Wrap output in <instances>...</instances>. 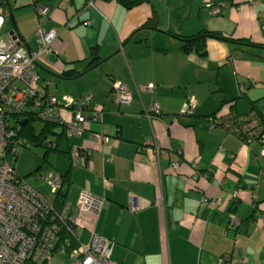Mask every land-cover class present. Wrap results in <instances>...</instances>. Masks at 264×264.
Returning <instances> with one entry per match:
<instances>
[{
    "label": "crops",
    "instance_id": "0c3cea01",
    "mask_svg": "<svg viewBox=\"0 0 264 264\" xmlns=\"http://www.w3.org/2000/svg\"><path fill=\"white\" fill-rule=\"evenodd\" d=\"M36 2L50 9L46 19L35 0L0 5L9 37L18 32L28 52L39 49L40 25L56 33L37 61L41 95L81 102L93 115L82 135L60 142L87 152L80 165L57 154L52 170L70 172L72 218L81 191L103 199L96 233L114 245L108 264H264V144L234 131L254 110L264 117V52L213 37L183 42L207 32L264 45V0H153L133 9L115 0ZM153 15L156 28L145 27ZM96 47L101 62L88 69ZM67 69L82 75L65 80ZM116 84L129 104L113 97ZM60 114L73 118L71 108Z\"/></svg>",
    "mask_w": 264,
    "mask_h": 264
},
{
    "label": "built area",
    "instance_id": "2783aa9c",
    "mask_svg": "<svg viewBox=\"0 0 264 264\" xmlns=\"http://www.w3.org/2000/svg\"><path fill=\"white\" fill-rule=\"evenodd\" d=\"M36 12L42 19L50 15V9L41 5L36 6ZM218 12L219 9L215 13ZM8 17V11L0 7V264H26L32 259L55 263L54 259L58 255H54L53 248L59 238L57 225L53 224L54 205L47 202L25 180L18 178L9 158L18 156L20 146L26 144L17 136L22 123L26 121L22 119L24 112L29 111L40 120L65 126L69 138L85 132L90 114L83 111L81 102L77 108V102L73 99L60 102L54 96L44 97L39 94L37 61L41 55L52 51L56 33H48L40 25L35 34L39 49L36 53H30L18 38H3ZM115 91L120 103H130L124 86L116 84ZM190 107L194 109L193 101ZM62 108H73V118L68 124L60 114ZM95 113L97 117L99 112ZM17 118L18 123L15 120ZM92 138L105 141L99 134H92ZM54 146L53 142L49 144V148ZM72 160L75 167L82 161L76 149L73 150ZM44 180L54 194L63 189L62 176L58 173H49ZM233 195L237 196V193L233 192ZM103 206V199L81 191L76 217L69 215L68 205L59 213L60 219L69 224L75 236L89 234V242L86 244L79 238L80 246L71 253L68 264H108L111 260L113 243L96 233ZM234 222L239 224L237 219ZM58 252L59 255L66 254L63 249ZM216 264H226V260H219Z\"/></svg>",
    "mask_w": 264,
    "mask_h": 264
},
{
    "label": "trees",
    "instance_id": "16d2710c",
    "mask_svg": "<svg viewBox=\"0 0 264 264\" xmlns=\"http://www.w3.org/2000/svg\"><path fill=\"white\" fill-rule=\"evenodd\" d=\"M108 1H114V0H108ZM117 3H120L124 5L127 9H133L138 6H141L143 4H152L153 0H115ZM37 2L35 0V6ZM0 7H5L4 4H1ZM154 18H150V21L147 22L145 27H152V29L156 28L157 26V16L153 15ZM178 37V36H177ZM206 37H213L218 40L226 41L227 43L231 44L232 46H235L237 49H246L251 55H253V52L257 51H263L264 52V45L256 44L250 40H236L229 36H224L221 33H202L198 34L193 37H189L186 40H183L184 44L187 42H199L202 39H205ZM99 47L93 48L91 50V56L92 60L90 62V65L87 67L90 69L91 67H94L95 65L99 64L101 62L100 54H99ZM82 75L81 72H78L74 69H67L63 72L62 76L65 80H72L80 77ZM253 104V103H252ZM253 106V105H252ZM78 108V106H77ZM73 109V108H71ZM83 111L87 112L84 107H82ZM255 109V108H254ZM253 111V110H252ZM89 113V112H88ZM90 114V113H89ZM38 115V114H37ZM194 114H191L193 116ZM251 117L249 119H246L244 122H242L237 128H235V132L240 136V138L244 139L245 141H258L262 144H264L263 141V135H264V117L259 114L256 110L251 113ZM89 120L93 119V115H89ZM213 117V116H212ZM210 118H202V119H211ZM22 119L27 121V123L22 127L21 131L17 135L18 138H22L25 141V146L27 149L32 146L36 147H42L45 149V153L43 154L42 161L43 163L49 162V157L52 154H67L70 156V168H75L72 160V153L73 151L66 152V150H63L60 147V142L62 137L66 136V130L62 127L63 125L59 123H52L44 121V125L42 129L38 132L36 130V127L34 125V122L37 121L39 118L34 113L24 112ZM18 123L19 118L15 119ZM61 125V126H60ZM53 140V141H51ZM53 142L55 143V146L53 148H49V144ZM29 145V146H28ZM21 151V149H20ZM19 151V153H20ZM75 151V149H74ZM80 155H84L87 152H82L78 149H76ZM9 154V152H8ZM17 155H15L14 162L16 161ZM87 159V157H85ZM50 163V162H49ZM78 167V166H76ZM41 169V168H40ZM38 171V170H36ZM50 173H58L56 171L50 172ZM61 175V174H60ZM18 176V175H17ZM62 183H63V189L59 190L57 193H55L54 196V220L53 224L57 225V231H58V238L57 241H55V246L53 253L54 255H58L55 257L54 261L55 263H49L48 261H36V260H29L26 262V264H68L64 263L65 260L67 262L70 261V255L73 251L77 250L80 246L79 238L74 235V233L71 232V229H69V224H66L60 219L59 213L63 210V208L68 203V193L70 188V172L62 174ZM19 179H23L20 176H18ZM51 221V220H50ZM49 221V222H50ZM52 223V221H51ZM49 223V224H51ZM63 249L65 251V255H59L58 250Z\"/></svg>",
    "mask_w": 264,
    "mask_h": 264
},
{
    "label": "rangeland",
    "instance_id": "374dc122",
    "mask_svg": "<svg viewBox=\"0 0 264 264\" xmlns=\"http://www.w3.org/2000/svg\"><path fill=\"white\" fill-rule=\"evenodd\" d=\"M4 1V0H0V3ZM11 4H13V2H15V0H9ZM12 21L8 20L6 27L4 28V32H3V38L5 40L9 39L8 37L10 36V29L12 27ZM8 31V32H5ZM44 81L41 80V84ZM61 85V83H59L57 81V83H53L50 86V93L54 94L57 93V87H59ZM189 87V86H188ZM44 87L41 86L40 88V92L39 94L41 95V93H45V90L43 89ZM195 88V86H190L189 90H193ZM116 94H113V97H115L117 99V92L115 91ZM216 95V94H215ZM191 97V96H190ZM216 98V97H215ZM190 100L192 99L189 98ZM217 99H220L219 97H217ZM60 102H63L62 100ZM243 103V102H242ZM65 123H69V122H65ZM34 125L36 127V130L39 132L43 125H44V121L38 119L37 121L34 122ZM66 134V133H65ZM67 136V134H66ZM53 141V140H51ZM63 150H65L67 148L66 145L67 142L66 140L63 141ZM29 146V145H28ZM20 153H18V156L16 157V162H14V157H10V165L11 167L15 170L16 174L18 176H20L21 178H23V180H25L30 187H32L36 192L40 191L42 193V197L49 203H53L54 201V196L55 194L52 192L51 187L48 186L47 182L44 180V178L49 174L50 171H52V169L55 166V159H62V156L60 155H54L52 154L49 158V162H45L43 163L42 161V157L43 154L45 153V149L42 147H36V146H32L27 149L24 146H20ZM68 167V166H67ZM41 168V169H40ZM38 170V171H36ZM66 168L65 170H63V172H66ZM60 174V173H58ZM84 243L87 242V240H82ZM64 263H69L67 262V260H65Z\"/></svg>",
    "mask_w": 264,
    "mask_h": 264
},
{
    "label": "water",
    "instance_id": "95a60500",
    "mask_svg": "<svg viewBox=\"0 0 264 264\" xmlns=\"http://www.w3.org/2000/svg\"><path fill=\"white\" fill-rule=\"evenodd\" d=\"M16 34V35H15ZM18 35H19V33L18 32H16V33H11V37H13V39H17L18 38ZM23 43V42H22ZM24 45H26V44H24ZM28 48V47H27ZM27 123V121H24L23 123H22V127L25 125Z\"/></svg>",
    "mask_w": 264,
    "mask_h": 264
}]
</instances>
